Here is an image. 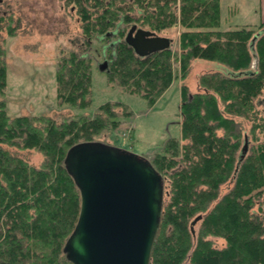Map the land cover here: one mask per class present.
Returning <instances> with one entry per match:
<instances>
[{
    "label": "trees",
    "instance_id": "16d2710c",
    "mask_svg": "<svg viewBox=\"0 0 264 264\" xmlns=\"http://www.w3.org/2000/svg\"><path fill=\"white\" fill-rule=\"evenodd\" d=\"M69 1L85 41L108 44L101 49L109 81L140 94L149 105L171 85L173 61H179L182 77L194 59L224 70L201 74L198 91L182 85L184 143L170 138L152 159L168 188L150 264H264V218L254 209H261L264 189V143L257 137L264 22L256 34L248 27L220 30L219 0H126L127 5L122 0ZM177 22L179 55L168 48L139 56L126 41L132 26L158 35ZM4 53L0 42V264H72L63 246L78 219L80 193L66 169V153L79 142L97 140L104 130L117 129L120 113L130 116L131 111L121 102L107 101L92 116L59 123L44 115L9 116L2 91ZM89 58L70 50L58 61L57 91L63 102L89 105ZM19 150L40 152L41 164H30ZM224 185L229 188L220 195ZM209 235L224 238L226 246L213 247Z\"/></svg>",
    "mask_w": 264,
    "mask_h": 264
},
{
    "label": "rangeland",
    "instance_id": "374dc122",
    "mask_svg": "<svg viewBox=\"0 0 264 264\" xmlns=\"http://www.w3.org/2000/svg\"><path fill=\"white\" fill-rule=\"evenodd\" d=\"M121 3L128 4L126 0ZM219 4L218 29L248 27L255 34L260 31L259 25L264 22V0H219ZM0 16L3 25L0 42L5 49L6 65V85L2 91L9 116L44 115L59 123L74 116H92L95 109L107 101L121 102L131 111L130 116H122L121 109L117 107L121 112L119 126L104 130L97 140L142 156L151 164L155 153L162 151L168 139L175 138L180 140V144L184 143L180 131L182 85L185 84L191 92L198 91L201 74L224 71L213 62L194 59L187 75L182 77L179 61H173L175 77L171 85L155 104L149 105L140 94L122 91L117 84L109 81L106 70L100 68L103 63H108L105 50L101 49L108 44L95 38L89 43L85 41L76 7L69 0H0ZM180 31L181 25L177 22L158 34L170 40L171 50L178 55ZM70 50L91 60V101L85 108L72 106L58 97V61ZM257 103L259 113L264 116V92L257 97ZM243 123L242 129L248 142L249 123ZM257 137L258 142H264L262 132ZM19 153L34 166H39L43 160L42 154L36 150H19ZM232 185L229 182V187ZM166 187L168 184L164 181L163 200L167 198ZM229 187H221L219 194L226 193ZM259 203L262 204L261 209L257 206L254 209L264 218V189ZM207 238L217 249L226 246L225 239L220 236L209 235Z\"/></svg>",
    "mask_w": 264,
    "mask_h": 264
},
{
    "label": "water",
    "instance_id": "95a60500",
    "mask_svg": "<svg viewBox=\"0 0 264 264\" xmlns=\"http://www.w3.org/2000/svg\"><path fill=\"white\" fill-rule=\"evenodd\" d=\"M126 41L139 56L171 44L136 26ZM64 163L80 193L78 219L63 246L66 259L72 264H150L164 196L163 177L151 162L91 140L71 146Z\"/></svg>",
    "mask_w": 264,
    "mask_h": 264
},
{
    "label": "flooded vegetation",
    "instance_id": "af4514ba",
    "mask_svg": "<svg viewBox=\"0 0 264 264\" xmlns=\"http://www.w3.org/2000/svg\"><path fill=\"white\" fill-rule=\"evenodd\" d=\"M257 132H258V135L262 132V134L264 135V116H262L260 113H259V118H258V123H257ZM264 139V138H263ZM263 142V141H260V143ZM264 143V142H263ZM246 152V148L244 150V153Z\"/></svg>",
    "mask_w": 264,
    "mask_h": 264
}]
</instances>
